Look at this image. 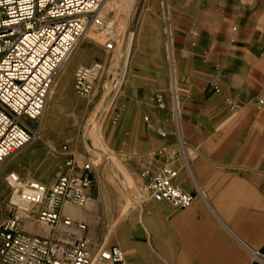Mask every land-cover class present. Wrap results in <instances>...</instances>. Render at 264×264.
<instances>
[{"label": "crops", "instance_id": "1", "mask_svg": "<svg viewBox=\"0 0 264 264\" xmlns=\"http://www.w3.org/2000/svg\"><path fill=\"white\" fill-rule=\"evenodd\" d=\"M173 1L185 8L170 15L146 11L140 18L127 73V130L119 142L127 174L122 170L121 176L127 177L128 192L139 196L132 178L145 187L141 172H158L169 166L177 171L175 183L193 192L196 199L186 208L153 201L155 204L139 206L138 210L131 208L130 212L139 215L123 227L126 263L264 264V146L258 139L237 140L235 120L221 121L224 116L243 112L237 102L244 104L255 91L245 89L239 77L242 61L237 55L250 51L240 34L229 33L228 27L236 23L253 30L250 21L259 0L204 1L218 6L220 14L196 8L202 0ZM170 26L175 44L189 51L192 47L205 58L177 64L178 86L172 68L176 88L181 91L177 123L170 113L171 76L164 62L165 28ZM213 53L220 57L219 64L215 62L217 71L207 61ZM169 54L173 62L171 39ZM60 73L48 95L54 104L64 96L62 82L67 86V77L61 81ZM155 92H162L164 109L154 107ZM143 116L148 117L147 123ZM159 130L165 135L160 136ZM179 141L188 153L181 150ZM21 150L16 152L19 156L23 155ZM39 179L46 185L52 183L50 175L33 180ZM91 193H95L94 188ZM94 203L91 200L86 208L91 210ZM65 211L86 223L93 246L100 242L103 227L96 233L81 209L66 207Z\"/></svg>", "mask_w": 264, "mask_h": 264}, {"label": "built area", "instance_id": "2", "mask_svg": "<svg viewBox=\"0 0 264 264\" xmlns=\"http://www.w3.org/2000/svg\"><path fill=\"white\" fill-rule=\"evenodd\" d=\"M113 1L0 0V166L37 136L53 81L85 27L93 25L104 33L106 50L115 48L110 36L113 23L99 13L106 2ZM101 70L98 61L77 63L72 72L74 93L89 95ZM169 95L170 113L177 123L173 75ZM153 103L156 109L166 107L162 92L153 94ZM263 103L264 99L257 100V104ZM143 120L147 123L148 117ZM158 134L164 136L165 132L159 130ZM90 170L89 162L78 165L70 152L53 172L50 185L25 180L15 171L1 177L8 191L6 216L0 218V264H127L118 245L102 241L93 246L86 223L65 211L66 207L83 208L91 201ZM141 177L148 198L155 203L186 208L196 199L193 192L175 183L177 171L169 166L158 172L145 170ZM25 223L31 229L23 227Z\"/></svg>", "mask_w": 264, "mask_h": 264}, {"label": "rangeland", "instance_id": "3", "mask_svg": "<svg viewBox=\"0 0 264 264\" xmlns=\"http://www.w3.org/2000/svg\"><path fill=\"white\" fill-rule=\"evenodd\" d=\"M204 1L202 0L203 3L197 5L196 8H201L202 12L206 10L207 13L220 14L221 11L217 10L218 6L205 4ZM257 2L253 21H250L253 30L236 23L228 27L229 33L240 34L250 51L237 55L238 60L242 61L239 77L243 80L245 89L255 91L253 90V95L244 104L237 102L243 112H238L233 117L229 115L221 117V121L235 120L237 140L258 139L262 147L264 146V103L257 104V100L264 99V54L262 52L264 48V0ZM183 8L185 5H177L173 0H114L113 10L109 12L108 20L114 26L115 49L106 50L98 40L100 33L96 30L92 33L95 37L90 35L91 40L84 39L79 42L70 59L61 69L62 72H59L61 81L67 77V86L65 87L63 82L61 84L65 90L64 96L55 104L46 100L47 107L45 113L43 112L44 116L41 117L37 136L21 150L23 155L19 156V152L12 154L1 164L0 218H3L6 213L4 205L8 190L1 179L6 172L15 171L26 179H34L35 176L42 178L47 175H50L52 179L54 170L71 152L75 155L79 165L83 162L91 164L90 172L95 177L89 189L91 200L95 201L94 207L91 210L86 207L75 208L81 209L87 215L89 222H86L91 223L94 232L99 233L100 227H103L101 230L103 238L99 240L100 242L104 241L106 245L118 243L123 254L125 253L124 237L126 235L123 227L127 220L139 215L138 212L129 210L134 207L138 210L139 206L155 204L149 200L145 187L139 180L132 178L140 197L128 192L127 177L121 176L122 170L127 174V165L122 153L119 152V142L127 130V73L133 59L138 26L142 14L146 11H158L170 15L172 12L182 11ZM199 23L201 25L203 21L200 20ZM167 28L170 33L168 35L165 28L164 62L170 76L173 75L172 68H174L178 86L177 64L205 60V58L203 54L194 52L192 47H189L191 49L189 51L186 47L182 48L181 45L175 44L173 27ZM170 39L173 41L174 48L173 62L169 54ZM210 56L207 61H211L212 69L217 71L215 62H218L220 57L215 53ZM93 61L101 63V73L95 80L90 94L78 96L72 89L73 68L79 62L89 64ZM176 89L180 111L181 91L179 88ZM106 103H108L105 108L106 113L99 121L101 109ZM47 111H49L48 117H46ZM44 124H46L45 128ZM185 152L188 153L189 150L185 148ZM91 188L95 189L94 194L91 193Z\"/></svg>", "mask_w": 264, "mask_h": 264}, {"label": "bare ground", "instance_id": "4", "mask_svg": "<svg viewBox=\"0 0 264 264\" xmlns=\"http://www.w3.org/2000/svg\"><path fill=\"white\" fill-rule=\"evenodd\" d=\"M114 2V1H113ZM113 2H106L105 3V5L99 10V13L102 15V16H106L107 18H108V15H109V12L110 11H112L113 10ZM98 31L96 28H95V26H93V25H87L86 27H85V29L83 30V33H82V35H81V37H80V39H79V42H81L82 40H84V39H90L91 37H90V35H92V36H94L92 33L94 32V31ZM100 33V35L98 36V40L100 41V43L101 44H103V42H104V40H105V37L106 36H104V33L103 32H99ZM110 36L114 39V40H116L115 39V33H114V30L110 33ZM95 37V36H94ZM97 37V36H96ZM91 40V39H90ZM79 42H78V44H79ZM77 44V45H78ZM80 49V48H79ZM79 49L77 50V52L79 51ZM115 49V48H114ZM113 49V50H114ZM74 52V51H73ZM77 52H76V54H77ZM71 57V56H70ZM74 57V56H73ZM70 59V58H69ZM68 62V61H67ZM66 64V63H65ZM64 64V65H65ZM64 65L62 66V68L64 67ZM61 68V69H62ZM61 69H60V71H61ZM59 71V72H60ZM59 72H58V74H59ZM101 73V72H100ZM58 74H57V76H58ZM57 76L55 77V79H54V81H53V84H54V82H55V80H56V78H57ZM53 84H52V86H53ZM174 85H175V90L177 91V89H176V84H175V82H174ZM52 86H51V88H52ZM51 88H50V90H51ZM50 92V91H49ZM48 95H49V93H48ZM109 95V94H108ZM48 97L49 96H47V99H48ZM46 99V100H47ZM106 105V104H105ZM105 105L102 107V109H101V112L100 113H102L103 112V110H104V108H105ZM46 107H47V102H45V106H44V113H45V110H46ZM99 111V110H98ZM44 113L42 114V116H44ZM48 114H49V111H47V116L46 117H48ZM42 119V118H41ZM47 120V119H46ZM46 122V121H45ZM48 122V121H47ZM29 143V142H28ZM27 143V144H28ZM26 146V145H25ZM24 147V146H23ZM22 147V148H23ZM21 148V149H22ZM21 149H19V150H21ZM18 150V151H19ZM16 153V152H15ZM14 153V154H15ZM87 206V205H86ZM85 206V207H86ZM23 227H25V228H29V229H31L30 227H29V224L28 223H25L24 225H23ZM98 264V263H97Z\"/></svg>", "mask_w": 264, "mask_h": 264}]
</instances>
